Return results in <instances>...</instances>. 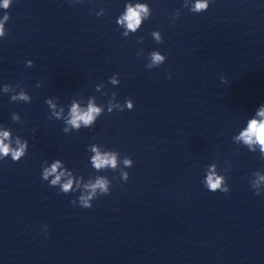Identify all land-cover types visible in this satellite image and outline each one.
<instances>
[{"label":"clouds","instance_id":"clouds-1","mask_svg":"<svg viewBox=\"0 0 264 264\" xmlns=\"http://www.w3.org/2000/svg\"><path fill=\"white\" fill-rule=\"evenodd\" d=\"M12 4V0H2L0 3V8L7 10L9 6ZM184 7L189 8V10L193 13H201L206 11L209 8V0H194V3L189 4L188 0H185ZM103 9L100 12H97V16H101L103 14ZM151 8L147 3H138L135 5L126 4L125 11L123 14H120L118 17L117 23L126 26L127 30H131L132 32H136L138 28L141 27L142 21H145L151 17ZM180 15L179 11L175 13V17ZM9 15L5 12L4 18L0 20V38L6 36V29L4 27L5 22L9 20ZM123 36L128 35V31H125ZM158 43H162L163 39L161 38L159 31H153L151 33ZM143 37L140 38L142 40ZM150 62L147 63L145 66L148 69H152L162 65L166 61V56L161 54L159 51L151 52L149 56ZM28 67L33 66V62L28 60L27 62ZM221 80L225 81L224 77H221ZM110 82L112 84L120 83L114 77L110 78ZM37 87L40 86L38 83ZM16 88H20V85L17 84L15 86L5 84L2 88V92L7 94L9 92H14L10 96V100L12 102H24L30 103L31 96L21 88L19 92H15ZM113 97H115V93H113ZM45 103L48 107L55 109V105L52 103L50 99H46ZM126 108L128 110H132L134 108V103L131 99L125 100ZM117 109L120 111H124L125 107L121 105H116ZM62 111V110H61ZM102 109L100 107H96L89 102L87 110H82L79 106L75 104L71 107L69 117L64 120L65 125L70 126L71 129L76 130L79 132L81 130V126L83 125L84 128H91L98 117H100ZM111 113V110H109ZM57 119L60 118L61 113H53ZM258 117V119H257ZM11 119L13 122H20L21 117L18 113H12ZM0 127L5 128L3 125ZM69 127H64L63 132L69 133ZM6 130L0 131V160L10 157L13 162H19L28 151V140L23 139L21 140L20 136H15V143L13 144V136L12 130L9 128H5ZM237 141H243L245 145L249 146V150L254 152L255 149L251 146L253 144L260 146V152L264 154V104H261L255 111V114L247 120L246 128L240 133V135L234 137ZM7 141V142H6ZM91 151L95 153L94 156L90 157V164L94 167L95 170H100L103 168H111L115 170L118 165L117 156L119 155L118 151H110L105 153H100L95 145L91 147ZM123 164L127 167H131L133 165V160L125 156L123 159ZM61 168V161L56 159L55 162L51 163L50 167H43L42 165V172H41V179L43 181H47L50 187H55L59 185L58 189L61 193L67 195L70 191H75L73 189V178L71 170L64 169L58 172V169ZM258 176L260 181H264V175H259V173H254ZM54 176L53 179L49 181V177ZM62 177H67L66 181L62 182ZM120 177L124 182H127L129 179V173L126 171L121 170ZM77 187H79V181L76 182ZM209 191L216 192L221 191L227 193L230 189L227 186L226 179L220 176H216L214 174H209L207 176L206 184L204 185ZM253 188L256 187L255 184L252 185ZM84 189L86 190V194H81L78 197V204L80 207L89 209L92 207V202L98 198L100 195H108L111 191V182L104 177H97L95 182H89L88 184L84 185ZM256 195H260V191H254ZM72 205L77 204V200L70 201ZM47 226L45 225V228Z\"/></svg>","mask_w":264,"mask_h":264}]
</instances>
